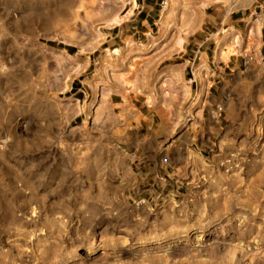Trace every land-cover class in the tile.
<instances>
[{"label":"rangeland","instance_id":"374dc122","mask_svg":"<svg viewBox=\"0 0 264 264\" xmlns=\"http://www.w3.org/2000/svg\"><path fill=\"white\" fill-rule=\"evenodd\" d=\"M189 1L0 0V264H264L260 9L208 0L190 39L179 20L207 5ZM187 44L191 105L167 74ZM132 47L166 49L162 104L120 131L108 98Z\"/></svg>","mask_w":264,"mask_h":264},{"label":"crops","instance_id":"0c3cea01","mask_svg":"<svg viewBox=\"0 0 264 264\" xmlns=\"http://www.w3.org/2000/svg\"><path fill=\"white\" fill-rule=\"evenodd\" d=\"M149 2H154V0H146ZM204 1L207 8L201 12L199 16V23L192 22V11H189L184 15L182 20H179V31H182V34L190 35V39H192V30H196V33H199L202 30V27L206 24L208 20L209 11L212 9L213 3H208V0ZM210 2H214L215 0H209ZM224 2L223 4L230 3L231 0H220ZM148 2V3H149ZM192 3V0L189 1ZM133 4V2H132ZM147 4V3H146ZM243 4H247L249 7H255L256 9H260L259 13L260 20H259V34L258 36H262L263 38V29H264V0H243ZM145 5V4H144ZM244 7L236 12H232L227 16L232 17L233 15L236 18V23L242 20V15L240 14L241 11H247L249 8ZM147 12L142 14V17L145 16V20L148 23H152L154 18L150 14L152 13L153 8L147 4ZM139 15V14H138ZM199 27V28H198ZM199 29V30H198ZM190 44L186 45L185 54L180 57L179 59L183 60V62H187V65L183 62L170 67V71L167 74H171L172 78L178 80L180 82V89H179V102L185 103L186 105L192 104V94H193V87L194 84L192 81L188 83L187 77L188 72L191 73V65H192V48L189 46ZM200 49L199 53L203 54L202 60L204 61V70L208 72V76L211 75V72L208 68V55L206 53L207 46L205 42H202L199 46ZM130 59L127 63V67L124 73H120L114 79V84L112 86V94L109 95L108 101L110 102L108 112H121L123 116V120L116 123V127L120 129V131H124V127L126 130L135 123L137 126L141 127L143 123L146 121L151 122L146 118L145 112H159L160 106L162 104V100L158 97V95L151 90V80L156 78L159 74L160 68L165 64V59L163 54L166 52V49L161 50L159 48H149L148 50H143L139 47H132L130 48ZM207 76V77H208ZM176 77V78H175ZM207 77L205 81L207 80ZM191 78V77H189ZM200 79V78H199ZM201 80V79H200ZM202 81V80H201ZM204 81V84H205ZM203 82V81H202ZM149 89V97L151 100L152 106L149 104H142L141 98L147 96ZM146 101V99L144 100ZM183 109L181 112H184ZM154 122V118L158 117V114H151ZM152 122V123H153ZM122 129V130H121ZM127 132V131H126ZM123 135L125 132H121ZM134 137L133 140L137 141L139 144V148H143L144 138L142 135L139 134H132ZM125 137H128L127 134Z\"/></svg>","mask_w":264,"mask_h":264},{"label":"bare ground","instance_id":"6f19581e","mask_svg":"<svg viewBox=\"0 0 264 264\" xmlns=\"http://www.w3.org/2000/svg\"><path fill=\"white\" fill-rule=\"evenodd\" d=\"M119 23H120L119 19L118 18H114V19H111L110 21H108L107 27H114V26L118 25ZM184 41H185L184 38L179 39L178 42L175 45V48H177L178 50L182 49L183 48ZM233 257H234V255H233Z\"/></svg>","mask_w":264,"mask_h":264},{"label":"trees","instance_id":"16d2710c","mask_svg":"<svg viewBox=\"0 0 264 264\" xmlns=\"http://www.w3.org/2000/svg\"><path fill=\"white\" fill-rule=\"evenodd\" d=\"M179 63H181V62H176L175 64H179ZM190 75V73L188 72V76Z\"/></svg>","mask_w":264,"mask_h":264}]
</instances>
